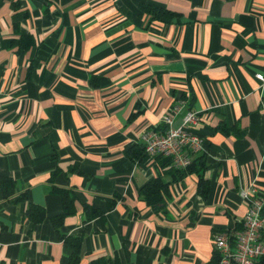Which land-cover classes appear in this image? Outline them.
<instances>
[{
    "label": "crops",
    "instance_id": "obj_1",
    "mask_svg": "<svg viewBox=\"0 0 264 264\" xmlns=\"http://www.w3.org/2000/svg\"><path fill=\"white\" fill-rule=\"evenodd\" d=\"M257 73L264 0H0V178L14 185L9 198L0 186V264H210L214 231H240L242 191L264 198ZM177 102L170 128L198 113L188 127L205 144L191 157L205 156L209 192L188 174L154 210L138 190L167 182L168 168L126 152L167 128ZM54 188L75 194L57 230ZM28 202L42 221L27 217ZM85 205L103 214L87 218ZM60 235L80 238L76 262Z\"/></svg>",
    "mask_w": 264,
    "mask_h": 264
},
{
    "label": "built area",
    "instance_id": "obj_2",
    "mask_svg": "<svg viewBox=\"0 0 264 264\" xmlns=\"http://www.w3.org/2000/svg\"><path fill=\"white\" fill-rule=\"evenodd\" d=\"M256 78L264 83L262 73H257ZM179 110L180 103L177 102L163 117V122L168 127L144 131L140 141L149 158H169L170 166L184 168L191 163L192 153L204 148V139L194 135L188 127L189 124L198 122L196 111L189 110L179 127L170 128L173 116ZM242 197L247 201L242 229L235 236L226 232L213 236L214 248L220 255L219 264H254L257 258L264 256V198L258 194L256 187L243 190Z\"/></svg>",
    "mask_w": 264,
    "mask_h": 264
},
{
    "label": "trees",
    "instance_id": "obj_3",
    "mask_svg": "<svg viewBox=\"0 0 264 264\" xmlns=\"http://www.w3.org/2000/svg\"><path fill=\"white\" fill-rule=\"evenodd\" d=\"M141 9L145 13H150L152 16H169L171 14L166 10L153 7L147 4L141 5ZM91 83L95 85L93 78L91 80ZM220 128L222 129V127ZM204 144H205V141H204ZM126 155L129 156L132 160L140 161L146 156V153H145L143 145L139 144V145H135L134 147L128 149L126 152ZM158 161L162 167L168 168L166 173L169 176V180L167 182H164L160 176H157L147 181L138 190L140 200L144 201L154 210L163 208L165 205V199L169 196V185L173 182L180 180L184 176L188 174H192V173L196 174V176L198 177L197 191L199 195L203 199L207 198L208 192H209V182L208 180L204 178V171L206 170L207 163H206L205 156L203 154L194 157L191 163L184 168H175V167L170 166L169 158L160 157ZM0 186L2 188V193L5 198H9L10 196L13 195L14 185L11 179L7 177L0 178ZM53 192L60 195V197L62 198L63 204H64L63 212L57 217L51 218V222L57 230L62 225L64 216L73 211L71 208L69 209L67 205L68 203L72 204L74 202L75 194L72 191H69L67 189H62V188H54ZM23 200H27L26 192L21 193L15 198V201H23ZM85 208L86 210L89 209L87 205H85ZM89 211L90 212L87 213V218H93L96 215L103 214L101 211L94 210L92 208L89 209ZM26 215L30 220L34 222H39L44 219L45 211L41 206L28 202ZM235 227L236 229L241 230L242 221L238 225H235ZM230 230L231 229L218 230V231L216 230L214 231L213 236L223 231H225L228 235H232ZM60 238L71 248L69 260H75L74 262H76L78 259L79 249H80V244H81L80 238L73 237V236H65V235H60ZM230 238L231 240H233V237H230ZM219 259H220V255L215 249L214 257L210 264H219ZM254 264H264V256L257 258Z\"/></svg>",
    "mask_w": 264,
    "mask_h": 264
}]
</instances>
